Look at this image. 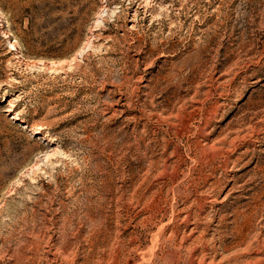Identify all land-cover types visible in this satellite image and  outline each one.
Here are the masks:
<instances>
[{
    "label": "rangeland",
    "instance_id": "obj_1",
    "mask_svg": "<svg viewBox=\"0 0 264 264\" xmlns=\"http://www.w3.org/2000/svg\"><path fill=\"white\" fill-rule=\"evenodd\" d=\"M0 264H264V0H0Z\"/></svg>",
    "mask_w": 264,
    "mask_h": 264
},
{
    "label": "bare ground",
    "instance_id": "obj_2",
    "mask_svg": "<svg viewBox=\"0 0 264 264\" xmlns=\"http://www.w3.org/2000/svg\"><path fill=\"white\" fill-rule=\"evenodd\" d=\"M170 254V253H169ZM177 256V255H176ZM181 261V260H180Z\"/></svg>",
    "mask_w": 264,
    "mask_h": 264
}]
</instances>
